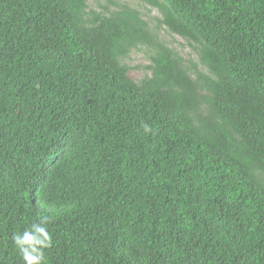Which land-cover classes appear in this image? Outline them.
Wrapping results in <instances>:
<instances>
[{
  "label": "trees",
  "instance_id": "obj_1",
  "mask_svg": "<svg viewBox=\"0 0 264 264\" xmlns=\"http://www.w3.org/2000/svg\"><path fill=\"white\" fill-rule=\"evenodd\" d=\"M89 1L0 0V264H264V0Z\"/></svg>",
  "mask_w": 264,
  "mask_h": 264
},
{
  "label": "rangeland",
  "instance_id": "obj_2",
  "mask_svg": "<svg viewBox=\"0 0 264 264\" xmlns=\"http://www.w3.org/2000/svg\"><path fill=\"white\" fill-rule=\"evenodd\" d=\"M121 3H127L130 6L140 9L144 14L145 17L151 21V26L154 27L157 23L156 18L160 16V12L157 8L151 7L148 4L141 2L140 0H114ZM109 0H99V3L103 5H109ZM91 6H95L96 8L98 3L96 0L89 1ZM110 8H114V5H109ZM99 8H101L99 6ZM159 35L162 39H165L169 46L174 47L177 51L181 53L182 56L186 58H190L193 54V50L191 49L190 45L180 36L172 35L165 31V29L159 30ZM141 47V46H140ZM147 49L145 46H142L140 49H133L130 55L124 58V62L130 65L129 75L139 81L144 76L149 75L150 69L144 68L149 64V58L147 54Z\"/></svg>",
  "mask_w": 264,
  "mask_h": 264
},
{
  "label": "clouds",
  "instance_id": "obj_3",
  "mask_svg": "<svg viewBox=\"0 0 264 264\" xmlns=\"http://www.w3.org/2000/svg\"><path fill=\"white\" fill-rule=\"evenodd\" d=\"M144 130L146 133L151 131L148 125L144 126ZM12 239L25 264H43V250L52 242L47 217L41 218L38 223H32L23 232L14 233Z\"/></svg>",
  "mask_w": 264,
  "mask_h": 264
}]
</instances>
